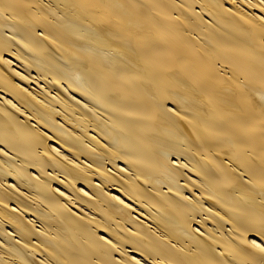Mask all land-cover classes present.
<instances>
[{
	"label": "bare ground",
	"instance_id": "6f19581e",
	"mask_svg": "<svg viewBox=\"0 0 264 264\" xmlns=\"http://www.w3.org/2000/svg\"><path fill=\"white\" fill-rule=\"evenodd\" d=\"M0 264H264V0H0Z\"/></svg>",
	"mask_w": 264,
	"mask_h": 264
}]
</instances>
